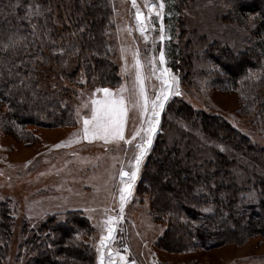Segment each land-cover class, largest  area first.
<instances>
[{
    "label": "rangeland",
    "instance_id": "rangeland-1",
    "mask_svg": "<svg viewBox=\"0 0 264 264\" xmlns=\"http://www.w3.org/2000/svg\"><path fill=\"white\" fill-rule=\"evenodd\" d=\"M108 1L112 9V25L107 23L103 32L108 39L106 54L114 64L112 81H104L101 85H96L97 79L93 77L91 81L95 80L94 83H89L86 78L87 72L84 73L82 68L73 83L66 81L65 84L72 92L70 94L72 118L65 125L57 127H29L27 129L30 135L29 140L11 134L0 125V223L9 216L10 222L7 223L13 234L6 264H15L19 253L21 251L24 253L21 247L23 240L32 234H41L40 230L44 229L45 224L47 228L49 223H61L70 219V213H80L87 218L89 228L83 233L82 239L96 253V264H99V253L93 245L98 244L101 232L94 225L102 222L109 215L119 214L120 205L114 204L115 199L119 197L118 186L123 187L120 172L134 170L130 164H134V157L138 154L135 144L140 138L133 141L132 145L123 141L105 144L102 140L92 142L81 140L74 134L82 129L80 118H86L89 115L85 105L90 104L92 98L103 97V93H97L96 89L109 88L116 92L121 86L129 90L134 88L133 51L136 49L139 50L141 62L145 65L146 76L150 75L147 59L155 56L158 61L159 52L163 50L166 63L163 65L158 63L157 66L170 70L172 76L177 78L173 81L172 87L180 92L179 96H170L165 104L153 142L162 134L158 144L160 146L165 138L170 142L168 145L173 144L175 138L180 141L182 147H185L184 142L191 144L181 135L180 129H184V122L180 121L174 111L168 110L163 119L166 107L181 100L189 104L196 112L222 117L247 136L250 143H255L256 146L264 149V116L257 113L259 107H256L253 115L249 117L247 109L243 107L246 106L243 105V98L246 99V96H243L240 91L239 94L228 91L225 93L219 89L217 76L220 75L217 73V67L208 57L210 46L216 41L223 46L232 47L237 44L238 47L245 40L244 36L237 34L238 25L235 20L229 18L230 11L223 7L224 4H218L216 0H184L180 2V7L183 9L178 14L170 11L171 2L166 0L164 24L171 39L160 42L158 31L146 32L147 39L140 34L135 19L136 9L132 7L131 0ZM149 2H155V0H149ZM137 4L147 15L145 0H137ZM175 17L182 20L181 24L177 22L176 27L172 23ZM153 20H155L154 16ZM154 39L155 47L152 45ZM236 40L239 43H236ZM172 42L181 47L176 68L173 67L174 62L169 57V47ZM259 58L257 69L240 81L241 87L238 89H243V84L246 82L247 85L253 83L255 86L263 81L264 55ZM91 75L95 76L93 72ZM160 86V81L155 77L145 80L150 100L154 98ZM124 95L131 96L125 127V138L130 139L140 128L142 121L148 117H141L140 111L132 107V102L136 99L134 93L126 92ZM6 109L1 107L0 113H4ZM77 111L80 118L77 116ZM190 130V128L186 129L187 132H191ZM69 139L74 141L71 146L56 147ZM203 139L205 140L201 139L197 145H190V147H194V155L199 162L206 161L205 158L208 157L209 162L205 164H209L211 175L215 176L219 168L216 167L217 160L211 147L215 146L216 150L224 152L228 158L225 161L233 159L230 157L232 150L225 144H208L205 142L206 138L203 137ZM77 140L79 142H75ZM152 147L141 164L132 195L128 197V202L124 205L123 219L116 225V240L111 245V250H119L120 255L127 258L128 264H133V261L135 264H264V238L258 235L246 239L241 245L230 241L207 250L196 249L182 253L165 249V237L170 235L167 234L170 227L169 220L166 219L165 214L161 218L156 216L158 211L155 201L158 193L167 195L175 189L172 183L165 184V181H161V186L157 185L158 190L154 186H151V189L147 186L146 172L148 170L152 172L153 167H149V163L144 169V164ZM263 149L260 151L261 154L264 153ZM206 152H209L210 156H206ZM255 154L252 153L251 159H243L247 162L244 166L241 160L238 163L227 164V167H223L225 175L219 179L224 180L229 169L230 174L240 181V185L249 186L251 189L255 174L250 167H253V160L256 165L263 161L259 152ZM160 160H167L165 154L161 155ZM249 172L253 177L249 176ZM222 190L221 192L228 196L230 192L237 189ZM241 190L240 187L233 194L238 199L240 197L243 204L239 201L241 205L238 203L240 207L238 205L237 207L240 214L244 215L247 209L244 206L246 199L241 196ZM90 209L95 211H88ZM105 209L110 211L105 213ZM3 211L6 212L5 218ZM245 217L248 216L245 215ZM105 260L107 261V256ZM20 263H25L24 257L20 259Z\"/></svg>",
    "mask_w": 264,
    "mask_h": 264
},
{
    "label": "trees",
    "instance_id": "trees-1",
    "mask_svg": "<svg viewBox=\"0 0 264 264\" xmlns=\"http://www.w3.org/2000/svg\"><path fill=\"white\" fill-rule=\"evenodd\" d=\"M181 1L184 0H170V11L180 14ZM216 3L229 9V18L235 20L239 28L237 34L247 40L238 47L237 44L223 46L218 41L210 46L208 57L221 70L217 72L221 76H217V87L225 93L241 92L246 96L243 107L247 109V116H252L256 107L260 110L257 113L264 116V79L255 86L246 82L243 89H238L240 81L254 73L259 57L264 55V0H243L242 9L237 11L226 6L230 0H216ZM111 16L108 0H0V108H7L0 113V125L4 129L29 140V127L65 125L72 118V92L65 84L66 81L73 83L82 68L87 72L89 83H94L93 77L97 79L96 85L112 81L114 64L106 54L108 39L103 32L107 23L112 25ZM175 18L172 23L176 27L182 20ZM9 44L14 46L6 48ZM180 52L181 47L172 42L169 57L174 68L178 67L176 61ZM168 110L174 111L184 122L181 135L191 144L184 142L185 147H182L175 138L173 144L168 145L165 138L161 147L158 145L161 134L154 140L144 164V169L149 163V167H153L154 173L148 170L145 177L150 189L154 186L158 190L161 181L175 185L171 184L174 192L167 195L160 192L155 201L156 216L161 218L165 214L169 220L167 234L170 235L165 237V249L182 253L207 250L230 241L241 245L256 235L264 238V153H260L263 148L250 143L247 136L222 117L196 112L181 100L166 107L163 119ZM188 128L191 132L186 131ZM203 137L208 144H225L232 150L233 159L225 161L228 160L226 154L211 147L219 168L217 179L211 175L209 164H205L209 162L208 157L199 162L194 155L192 146L205 140ZM258 152L263 161L256 165L253 160L250 169L255 178L251 189L240 185L229 169L227 177L219 179L225 175L223 167L227 164L241 160L244 166L245 160ZM208 153L206 156H210ZM163 154L166 161L160 160ZM240 187L241 196L246 199L244 215L237 207L243 204L240 197L233 194ZM222 189L237 190L227 196ZM250 192L255 196L252 201L248 198ZM5 213L3 211L4 218ZM70 214V219L49 223L48 229L45 224L41 234H32L23 240L24 253H19L15 264H21L23 257L24 264H96V253L82 239L89 228L87 218L80 213ZM9 219L7 216L0 223V264H6L13 238L7 223Z\"/></svg>",
    "mask_w": 264,
    "mask_h": 264
},
{
    "label": "snow or ice",
    "instance_id": "snow-or-ice-1",
    "mask_svg": "<svg viewBox=\"0 0 264 264\" xmlns=\"http://www.w3.org/2000/svg\"><path fill=\"white\" fill-rule=\"evenodd\" d=\"M131 4L136 9L135 19L137 21L138 31L145 39H147L145 33L148 31H158V39L160 42L171 39V36L166 32L164 24L166 0H155V2L145 0V7L148 9L147 15L141 11L137 0H131ZM226 6L231 7L233 11L240 10L243 6V0H230V4ZM153 16L155 20H153ZM155 44L156 40L154 39L152 41L153 47H155ZM13 46L12 44L5 45L6 48ZM133 56L135 60L133 65L135 73L134 88L132 90L124 86L118 88L116 92H113L109 88H98L96 92L103 93V97L99 99L92 98L90 99V104L85 105L89 110V115L86 118H80L79 111H77L78 118L82 119V129L80 132L74 134V136L79 137L81 140H88L89 142L102 140L105 144L123 141L128 145H132L133 141H136L138 137L140 138L139 142L135 144L138 154L134 157V164H130V167L134 168V170L131 172L122 170L120 172V181L123 187L118 186L117 188L120 202L119 214L117 216L109 215L105 220L94 225L101 232L98 244L93 245L99 253V264H128L127 258L121 256L119 250H111V245L116 240V225L123 219L124 205L128 202V197L132 195L134 182L139 177L141 164L148 154L149 149L152 147L153 138L160 124V114L164 110L165 104L168 102L170 96L180 95L179 90H174L172 87L173 81L177 78L172 76L168 68H158L157 66L158 63L161 65L166 63L163 50L159 52L158 61L155 56L147 59L149 76H146L144 73L145 65L141 62L138 49L133 51ZM125 67L127 68L126 63ZM217 71L221 70L217 69ZM157 72H159V75H157ZM150 77H155L161 84L159 91L151 100L145 87V80ZM126 92L135 94L136 99L132 102V107L140 111L141 117H148V119L142 121L140 128L134 132L130 139L125 138V127L130 110L128 103L131 99V96L126 97L124 95ZM73 142L72 139H69L56 145V147L71 146ZM75 142H79V140ZM125 178L127 179L125 180ZM248 198L252 201L255 199V196L250 192ZM88 211L94 212L95 209ZM109 211L110 209H105V213ZM89 218L91 219V217ZM105 256H107V261L105 260ZM133 264H135L134 261Z\"/></svg>",
    "mask_w": 264,
    "mask_h": 264
},
{
    "label": "bare ground",
    "instance_id": "bare-ground-1",
    "mask_svg": "<svg viewBox=\"0 0 264 264\" xmlns=\"http://www.w3.org/2000/svg\"><path fill=\"white\" fill-rule=\"evenodd\" d=\"M114 205H120L119 197H117V198L115 199V204H114Z\"/></svg>",
    "mask_w": 264,
    "mask_h": 264
},
{
    "label": "water",
    "instance_id": "water-1",
    "mask_svg": "<svg viewBox=\"0 0 264 264\" xmlns=\"http://www.w3.org/2000/svg\"><path fill=\"white\" fill-rule=\"evenodd\" d=\"M126 172H128V171H126ZM113 251V250H112Z\"/></svg>",
    "mask_w": 264,
    "mask_h": 264
},
{
    "label": "crops",
    "instance_id": "crops-1",
    "mask_svg": "<svg viewBox=\"0 0 264 264\" xmlns=\"http://www.w3.org/2000/svg\"><path fill=\"white\" fill-rule=\"evenodd\" d=\"M125 171H127V170H125Z\"/></svg>",
    "mask_w": 264,
    "mask_h": 264
},
{
    "label": "built area",
    "instance_id": "built-area-1",
    "mask_svg": "<svg viewBox=\"0 0 264 264\" xmlns=\"http://www.w3.org/2000/svg\"><path fill=\"white\" fill-rule=\"evenodd\" d=\"M164 68V67H163Z\"/></svg>",
    "mask_w": 264,
    "mask_h": 264
}]
</instances>
